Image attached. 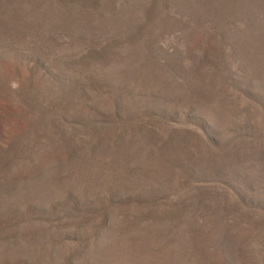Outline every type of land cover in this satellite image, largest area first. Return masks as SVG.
<instances>
[{
  "label": "rangeland",
  "instance_id": "1",
  "mask_svg": "<svg viewBox=\"0 0 264 264\" xmlns=\"http://www.w3.org/2000/svg\"><path fill=\"white\" fill-rule=\"evenodd\" d=\"M0 264H264V0H0Z\"/></svg>",
  "mask_w": 264,
  "mask_h": 264
}]
</instances>
